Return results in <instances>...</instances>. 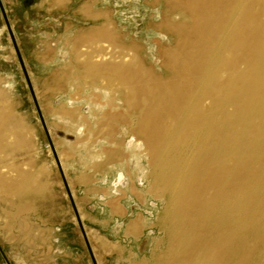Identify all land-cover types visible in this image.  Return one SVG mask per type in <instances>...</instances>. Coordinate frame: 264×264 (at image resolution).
I'll use <instances>...</instances> for the list:
<instances>
[{"label":"bare ground","instance_id":"bare-ground-1","mask_svg":"<svg viewBox=\"0 0 264 264\" xmlns=\"http://www.w3.org/2000/svg\"><path fill=\"white\" fill-rule=\"evenodd\" d=\"M165 3L184 19L157 26L174 38L159 75L133 46L118 43L106 13L83 5L84 17L102 22L72 46L78 78L117 94L106 119L131 115L128 129L148 157L149 189L164 197L166 248L157 264H264V0ZM4 95L0 88V160L26 139ZM1 168L0 191L19 197L33 188L24 168Z\"/></svg>","mask_w":264,"mask_h":264},{"label":"rangeland","instance_id":"rangeland-1","mask_svg":"<svg viewBox=\"0 0 264 264\" xmlns=\"http://www.w3.org/2000/svg\"><path fill=\"white\" fill-rule=\"evenodd\" d=\"M0 1L10 27L0 11V88L26 133L23 146L3 155L0 170L18 166L34 180L19 197L0 191V264H157L166 248L159 227L164 197L149 189L148 157L128 129L131 115L104 117L119 97L100 81L91 86L78 78L71 49L82 44L80 33L102 22L84 17L87 4L91 13H106L118 43L133 46L159 75L174 38L157 26L184 16L165 0H28L26 11L19 0Z\"/></svg>","mask_w":264,"mask_h":264},{"label":"water","instance_id":"water-1","mask_svg":"<svg viewBox=\"0 0 264 264\" xmlns=\"http://www.w3.org/2000/svg\"><path fill=\"white\" fill-rule=\"evenodd\" d=\"M3 16H4V18H5L4 12H3ZM5 26H6V28L8 29V31L10 32V27H9V24H8L6 18H5ZM10 37H11L12 42H14V38H13L12 34H10ZM18 59H19V62H20V64H21L22 69L24 70V66H23L22 63H21V60H20V57H19V56H18ZM25 78L27 79L26 73H25Z\"/></svg>","mask_w":264,"mask_h":264},{"label":"flooded vegetation","instance_id":"flooded-vegetation-1","mask_svg":"<svg viewBox=\"0 0 264 264\" xmlns=\"http://www.w3.org/2000/svg\"><path fill=\"white\" fill-rule=\"evenodd\" d=\"M26 1H28V0H19V5L21 6V7H23L24 6V3H26ZM0 11H1V15H2V18H3V20H4V23H5V18H6V15H5V12H4V10H3V7H2V4H1V1H0ZM3 12H4V15H5V18H4V16H3ZM6 20H7V18H6ZM8 22V21H7ZM9 24V23H8Z\"/></svg>","mask_w":264,"mask_h":264},{"label":"crops","instance_id":"crops-1","mask_svg":"<svg viewBox=\"0 0 264 264\" xmlns=\"http://www.w3.org/2000/svg\"><path fill=\"white\" fill-rule=\"evenodd\" d=\"M28 2L26 1V3H24V6H23V8H25V11H26V4H27Z\"/></svg>","mask_w":264,"mask_h":264}]
</instances>
